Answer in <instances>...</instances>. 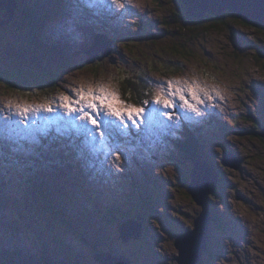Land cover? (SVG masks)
Wrapping results in <instances>:
<instances>
[{"label": "rangeland", "instance_id": "obj_1", "mask_svg": "<svg viewBox=\"0 0 264 264\" xmlns=\"http://www.w3.org/2000/svg\"><path fill=\"white\" fill-rule=\"evenodd\" d=\"M25 1L28 0H24V2ZM53 1H57V5L51 6ZM82 1L83 0H75L76 4L84 10V14L82 15L85 16L90 10L82 5ZM5 2L8 3L9 1L5 0ZM31 2H33L32 7L35 9L33 15L29 13L28 16L24 7L23 10L25 11L26 16H20L18 11L13 19L12 17L4 18V11L0 10V61L6 66L4 69L10 67L14 74L23 71L21 68L24 64L27 66H29L28 64H31L33 67L41 65V67H45L47 70L58 68L59 64H62L66 66V69L59 72L61 76L58 78L59 83H61L59 85L60 89L72 92L71 90L83 86L85 82H96L99 81L100 78H105L109 80V85L117 88L120 93L123 88L121 87L122 82L118 75V71L120 70V66H126L125 64L120 65V61H122L121 53H124V59L127 61L136 58H138V60L141 59L144 61L143 66L147 70L153 67V59H159L162 61L168 59L172 60L173 58V54L170 56L165 53H162L161 57H156V44L154 43L157 41V35H159L161 28H163L161 25H167L169 27L175 25V13L173 10L176 7V3L174 0H132V3L138 7H129L126 5L124 9H113L111 11L91 5L92 8H95V16H99L101 13L105 16L106 20L100 18V26L101 28H109V32H105V35L113 38L110 42L108 40L109 38L106 37H93V34L85 26L82 19H80L76 13V15H72L71 12H74V10L72 4L68 0H31ZM145 2L152 7L149 6L146 8ZM3 5H5V3ZM28 7L31 8V5ZM45 8L52 9V12L47 16V20L45 19L48 10ZM54 9H57L59 13H56ZM119 11H122V18L118 15ZM158 15L161 23L156 21ZM32 16L34 19L32 22L34 23L40 24L43 21L45 22L42 25H36L35 28H30L28 27V23ZM88 18L93 19L91 16H88ZM166 18L167 21H165ZM71 23L73 25H71ZM76 25L80 26L77 32L74 30ZM143 25L145 26L144 30L140 31L139 36L144 40L140 43L130 40V34L132 31L143 28ZM236 27L239 28L241 32H245L248 28L239 24H237ZM149 28H153L154 31ZM111 29L115 32H112ZM172 35L175 37V33ZM70 36L76 37L79 43V50L70 44L72 46L70 53L74 56H78V54L81 53L78 56L81 62H83L85 58L84 54L87 56L85 52L84 54L82 53L83 51H87L88 53L93 52L96 57L99 56L100 59L98 60L96 58L93 63H97L100 66L99 68L102 70V73H100L101 75L96 73L95 69H98L96 64L90 65L91 62L89 61L88 66L79 63L78 67H68L69 64H71V61L65 63L66 58L64 56H66V54L62 51V48H64L62 43L68 42ZM202 37L204 40L202 41V45L198 47L201 54L197 55L193 52V56H188L190 67L192 69L200 70L208 69L207 71H209L210 76L215 77L214 74H217L218 78L225 76L228 80H231L232 82L234 81L236 86H239L240 81L237 77V67L230 54V51H234L233 43L231 41H226V39L218 35V33H212ZM122 39L128 42L124 46ZM86 42L91 43L95 48L92 49V47L89 46L88 48H91V50L88 48H86V50ZM158 42L166 44L163 39H160ZM111 44L113 47H116V49L113 48L109 54L107 53L108 51H105L106 55L103 54L104 50L108 49L109 46L112 47ZM225 44L229 45V49L224 47ZM9 45L12 47H9ZM127 47L130 49L136 48L141 52L136 54L129 53L126 55L129 51ZM6 49H8V51ZM3 51L6 53H3ZM27 61H29V63ZM72 62H75V59L72 60ZM128 63L131 66L132 63L129 61ZM100 70L97 71L100 72ZM261 72L262 70L260 67L256 65L249 67L248 73L250 77L247 78L248 82L253 79V76L258 75ZM69 73H72V79L66 77ZM62 81H67L69 83ZM199 83L203 85L204 81L201 80ZM216 84H219V82H216ZM99 85H103L102 82H100ZM227 85L228 86L222 87L220 92L228 98V103L232 105L233 102V104L240 106L242 103L240 98L236 100L234 95L233 99L229 97L228 94L231 88L228 83ZM7 92L10 91H5V87L0 88V96L3 94L5 95L0 97V123L3 122L4 117H8L9 102L19 104V100L17 102V99L19 98V95L25 93L26 90L23 87H15L10 94ZM212 93H215V91ZM243 96L245 97V100L249 101L248 93H243ZM23 99L26 100L25 97ZM214 102L218 104L219 99ZM12 104L13 103H11V106ZM250 104L253 105L252 103ZM241 111L247 112L248 109L242 107ZM216 118L218 127H214V130H223L219 118ZM221 121L225 120L222 119ZM257 122L260 123L259 120H257ZM249 126H251V123H249ZM155 131H158V127ZM158 134L161 135L163 139L168 137V135L163 134L161 130ZM148 140L151 143L154 139L149 137ZM231 141L235 143L238 148L241 146L240 151L245 159L243 162L239 161L235 164L229 161L230 165L228 166L230 168L225 166L228 178L231 180L232 184V186L225 188V191H223L228 204L223 198H216L215 204L224 216L222 219L224 221H229L225 228L230 229L232 227L234 233L232 231L229 233L232 239L228 246L224 249L220 248L219 243L224 241V239H221L220 241L218 239L221 237L220 231L224 227L220 219L214 221L215 227L209 230V235L207 236V250L209 251L210 249V252L218 258L216 264H264V170L262 172V169H264V159L262 158L259 160V157L262 155L264 156V141H261L259 138L249 139L248 137L245 141H240L233 137ZM163 146L165 147L166 144ZM247 146L251 149L249 148V150H246ZM197 147V143L194 142L189 153L191 154L193 152L192 150ZM0 152L2 151L0 150ZM2 153L7 157L4 152ZM224 155L225 153L223 152L222 158ZM4 156H0V158L5 159ZM72 156H74V154H72ZM33 157L35 161L37 159L36 155ZM230 157L233 161L236 159L234 155L233 157ZM139 158L143 160L144 166L147 170L141 169L143 166L139 160L138 166L141 168L138 173L139 175L136 174L135 176L139 183L143 182L146 184V186L140 188V193L144 195L152 193L155 195L157 194L155 203L151 200H147L149 207L146 209V213L150 214L151 211L154 210L155 218H157L156 220L164 223L163 231L160 230V234L162 236H164V232L167 234L164 241H155L154 249L148 251L149 249L145 248L143 252L136 251V254H130L131 261H121L122 258L127 257L120 256L117 247L124 244L131 250L134 247V242L131 240L124 242L119 238V234L114 228L120 225L116 224L117 221L108 215L110 201L106 198V194L100 193L97 190H93L89 193L87 192L86 197L82 196L79 205L76 204L77 199L70 201L66 194L62 195V203L68 213L72 214V222L75 223V221H78L80 223L77 224L79 231L88 238V241L92 242V244L89 242L86 243V246H91L89 252L80 248L77 239L69 236L63 228L58 230L53 224L47 226L45 223H40L34 219L28 218L29 212L38 214L40 210L37 208L38 205L34 204V202H39L38 199L36 197L31 198V195L27 190V194L29 195L28 198L23 193L19 192V195H21L23 199L17 201V210L15 211L18 212L22 205L26 211L25 213L28 214L25 216V219H17V222H14L9 230L4 226L0 227V245H6L12 248H20L23 244L27 245L26 241L28 237L25 231L28 232L30 230L33 236L37 238L33 244L36 258L41 255L40 247L42 245L45 243L50 245L44 247L46 250L44 255L48 262L61 260L60 262L67 261L77 264H104L103 255L102 257L98 256V258L95 259L97 250L99 249L100 252L103 248L107 249L108 247H113L115 250L113 257L115 258L113 259L112 256H108V258L106 257L105 261H109L108 264H151L156 251L164 244L165 257L169 258L167 264H182L181 249L179 247L180 243L177 241V237L181 234L180 229H184L186 226L189 228V231L195 230V226L190 225L192 221L191 218H198L204 210L201 205H197L193 201L192 196L187 191L182 181L175 180L176 178L172 179L171 175L176 177L177 172L174 171V169H171L169 163L167 164V167L171 170L170 178L168 174L160 172L162 166L156 158H153L151 161L144 159L142 156ZM69 159L70 156L62 155L58 158V161L61 164H65ZM148 162H151V167L148 166ZM175 164L178 169V175L186 177L184 176L185 172H182L183 169L188 167L186 160L184 158H179ZM198 167H200V165H198ZM192 169L193 168H191V170ZM149 170H151L153 177L158 178V185L151 180V177L148 174ZM208 175L210 176L208 179H215L214 174L208 173ZM223 183H225V180H223ZM61 186L64 190L69 191L67 187L70 185L67 182L62 183ZM214 187L215 186L206 188L208 190L203 193V196L207 198V201L208 192L214 189ZM117 188L119 187L117 186ZM220 189L223 190L224 187L220 186ZM42 190H46L44 184L42 185ZM171 193L174 198L170 197ZM216 195L222 197L221 192ZM220 205L223 206L220 208ZM133 209L136 213L134 215H128V221L131 220V222L134 223L135 219L140 216L141 209L139 206H134ZM208 213V210L205 211V214ZM59 214L60 213H58V215ZM163 214L167 216L171 215V217H169L170 221L166 223L165 220L167 218H165V215ZM123 216L125 219H122L124 221L121 225L124 224L126 218L128 219V216ZM2 223L3 222H0V225H2ZM200 225V227H202L205 224L200 221ZM155 226L160 227V224L157 223ZM94 230L98 232L99 236L95 234ZM205 232L206 229L199 233H194L195 236L193 235L199 248H201V243L197 239L204 238ZM214 232L216 235H214ZM56 234L63 239L62 248L52 247L51 240ZM190 237H192L191 234L189 237H186L182 233L179 236V239L183 241H191ZM250 237L252 241L251 244L248 242V238ZM135 239V245L142 242L139 236ZM195 242L191 241L192 246L194 247H196ZM257 247H260L261 250L257 251ZM29 252L32 253L33 251ZM225 252L227 253L225 254ZM160 253L163 254V251H160ZM206 257L210 256L207 255ZM156 258L159 259V256H156ZM200 259L201 256H197L195 258V263L200 264ZM18 260L20 264H39L37 259L28 261L26 260V257H18Z\"/></svg>", "mask_w": 264, "mask_h": 264}, {"label": "snow or ice", "instance_id": "obj_2", "mask_svg": "<svg viewBox=\"0 0 264 264\" xmlns=\"http://www.w3.org/2000/svg\"><path fill=\"white\" fill-rule=\"evenodd\" d=\"M83 3L108 11L124 9L126 5L138 7L132 0H83ZM157 83L153 98L150 101L143 100L140 105L129 104L121 98L118 89L111 85L90 86L87 89L80 86L71 90V95L59 96L55 106L49 104L29 108L17 104L13 109L9 102L8 110L13 115L4 117L0 123V148L7 144L24 151L25 145H38L41 140L55 133V139L75 136L93 145L98 142L106 156L115 149L116 159L119 160L120 151L124 152L125 158L128 157V150L122 147L121 140L131 143L130 137L133 136L140 140L142 130L153 127H159L163 134L174 135L180 128L181 117L186 121L203 118L208 108L214 107L207 104L205 96L208 100L215 97L223 99L218 90H214L213 96L199 81L176 79ZM33 112L58 115L52 120L46 118L40 127L29 128ZM115 167L119 170L120 166L117 163Z\"/></svg>", "mask_w": 264, "mask_h": 264}, {"label": "trees", "instance_id": "obj_3", "mask_svg": "<svg viewBox=\"0 0 264 264\" xmlns=\"http://www.w3.org/2000/svg\"><path fill=\"white\" fill-rule=\"evenodd\" d=\"M176 3V7L173 10L175 13V25L173 26H167L163 25L166 30H162V33L157 35V41L154 43L156 44V57H161L162 53H165L167 55H172L173 58L168 60H159V59H153V67L147 70L143 65L144 61L141 59L138 60V58L133 60H128L131 62V66L129 65L128 61L124 59L121 56L120 65L125 64V67L120 66V70L118 71V75L120 77V80L122 82V88H123V97L127 100H129L133 104H140L144 99L148 97L146 95L144 98L138 100V96L144 95L143 93L146 91V89L149 87L148 82L152 81V74L154 76L159 75H165V76H171L176 75L179 73H182L186 69L189 68V60L186 59L182 54H191L192 52L196 53L197 55H200V49L198 48L200 45H202V41L204 40L202 36H207L212 33H218V35L224 37L226 41H231L234 45V51H230L231 58L236 64L237 67V77L240 81V86L238 87V91L241 93H247L250 92H258L260 96L263 98L264 102V85L263 82L259 83L258 81L251 80L248 82L247 78L250 77L248 73V68L251 66H258L260 69L264 72V26L261 24H258L254 21L248 20L244 17L239 16L238 13L227 10L224 11L221 16H216L211 13H206L202 16H195L193 15L189 9L186 7L183 0H174ZM20 16H26L25 11L18 10ZM156 20V19H155ZM157 21V20H156ZM167 21V18L165 19ZM236 23L239 25H242L244 27H248L245 32H241L239 28L236 26H232L231 23ZM139 23V22H138ZM144 25L142 30H144ZM150 30L154 31L153 28H149ZM137 29V34H135L130 40L135 41L136 43H140L144 39H141L139 36L140 31ZM175 33V37L172 35ZM224 33V36H223ZM164 34V35H163ZM135 37V38H134ZM160 39H163L166 44L159 43L158 41ZM126 41H124L123 45H126ZM9 47H12L9 45ZM226 49H229V45L225 44L224 46ZM128 48V47H127ZM8 51V49H6ZM106 49L105 51H108ZM129 53H139L138 49H130L128 48ZM143 52V51H142ZM3 53H6L3 51ZM93 59V56H91V59ZM2 60V59H1ZM29 63V61H27ZM23 65L21 72L18 74H14L12 72L11 68L4 69L6 67L2 64V61H0V88L5 87V91L10 94L13 92L15 87H23L26 93L29 94H35L39 95L42 91L46 90H55L59 87V80L55 75L51 76V73L49 70L45 71L41 70L38 66L33 67L31 64ZM96 67L97 64H96ZM208 70V69H207ZM203 70L204 76L216 81L217 74H214L215 77L210 76L209 71ZM106 77V76H105ZM121 77H124L121 79ZM222 78L226 79L225 76ZM150 88V95L154 93V88ZM22 94V93H21ZM135 95V96H134ZM261 110L256 112L260 113ZM254 127L249 131V134L252 136L253 139L259 138L261 141H264V138L262 136V132L264 131L263 123L257 122V118L254 119ZM202 146H198L196 149L192 150L193 152L191 154H186L185 156L188 157V159H192L194 162L200 161L202 159H208L210 163H213L212 158L208 157V153L206 152L205 143L202 141ZM184 148V147H183ZM184 150L186 151L187 148L185 147ZM264 159V156L262 155L259 157L260 159ZM216 166V165H215ZM220 168L219 166H217ZM245 170V169H244ZM264 169H262L263 172ZM188 175V182L183 181L182 183L185 185L187 191L192 196L193 201L197 205H201L198 203L197 199L195 198L198 196L199 198H204L203 193H205L208 189L204 188V190L198 185H195V182L193 181L191 169L189 167L185 168L184 176ZM180 176V175H179ZM185 178V177H183ZM37 183L39 185H43V180L38 178ZM227 187V186H225ZM208 200L214 201L216 198V195L214 192L209 191ZM203 210L204 207L201 205ZM213 210V212H212ZM212 210L209 211L210 218H213L216 220H221L222 223H226L221 215L217 212L216 209L212 208ZM205 212V211H204ZM204 212L201 214L202 219L201 221L205 224L206 221V214ZM126 214L125 216H127ZM140 216L142 220L144 221L145 226L147 227L149 223L147 222V214H146V208H142L140 210ZM68 216L64 213H62V219L66 220ZM191 224L192 226H195L199 221L198 218H191ZM61 220V219H60ZM63 221V220H61ZM67 221V220H66ZM64 222V221H63ZM68 222V221H67ZM66 223V222H64ZM71 224V223H70ZM73 227V225H70ZM203 228V229H201ZM200 228V232L205 229L204 226ZM148 231V229H145V234ZM149 234H151V231L149 229ZM185 234V233H183ZM121 239V238H120ZM219 240V239H218ZM195 242V241H194ZM196 247L195 250L198 252L197 248L199 249L197 243L195 242ZM201 248L203 247L202 243L200 244ZM122 249V252L124 253H118L120 256L129 257L130 254L134 255L136 254V251L139 249H129L124 244L119 246ZM145 248H148L145 246ZM105 249V248H103ZM111 253L114 255L115 250L113 247L110 249ZM199 253V252H198ZM105 253L99 254L100 257L102 255L104 256V260H106ZM213 261V257H206L203 259L201 264H211ZM105 263V262H104ZM161 264V263H158Z\"/></svg>", "mask_w": 264, "mask_h": 264}, {"label": "water", "instance_id": "obj_4", "mask_svg": "<svg viewBox=\"0 0 264 264\" xmlns=\"http://www.w3.org/2000/svg\"><path fill=\"white\" fill-rule=\"evenodd\" d=\"M186 7L189 11L195 16H202L206 13H211L216 16H221L224 11L230 10L239 14V16L244 17L248 20L254 21L258 24L264 26V0H183ZM94 58V57H93ZM249 128H245V132L249 133ZM262 136L264 138V131L262 132ZM208 173H212L215 175V179L212 180L208 175ZM193 181L195 185H198L204 190V188L213 187L219 180V174L215 171L210 170L205 166L198 167V164L195 165L192 172ZM211 191V190H210ZM212 192L214 190L212 189ZM209 193V192H208ZM199 204L203 205L204 211H207L208 201L207 198H199L195 197ZM205 214V212H204ZM202 219V215L198 217L197 228L193 230V232L197 233L200 230V221ZM209 215L206 214V221L204 227L208 226ZM203 229V228H201ZM140 230H136L131 225L125 224L121 230L120 238H125L128 240H134L138 236V232ZM192 231V230H190ZM204 248H197L198 252L194 250L195 258L201 254V251ZM118 252H122L120 247H117ZM109 261L105 262L108 264Z\"/></svg>", "mask_w": 264, "mask_h": 264}, {"label": "bare ground", "instance_id": "obj_5", "mask_svg": "<svg viewBox=\"0 0 264 264\" xmlns=\"http://www.w3.org/2000/svg\"><path fill=\"white\" fill-rule=\"evenodd\" d=\"M216 120H217V118H216ZM231 156L233 157V155H231ZM225 161H226V164L227 165H230V162L228 160H225ZM210 210H212V209H210ZM210 210L208 209V211H210ZM212 212H213V210H212ZM195 228H197V225H195ZM199 232L200 231H197V233H199ZM194 233L195 232H192V231L189 232V231H187V232H185V236L186 237H189L190 234H191L192 237H190V239H191L192 242H194L195 241V237H193ZM208 235H209V231L208 232H205L204 238L197 239V240L200 243L207 245L206 241L208 242V239H207V236ZM214 235H216L215 232H214ZM121 239L124 242L125 241H128V239H125V238H121ZM178 241L180 243L179 247L181 249L182 264H196L195 263V254L193 252L195 250V248H194V246H192L191 241L190 240L189 241H183L181 239H178ZM98 253H100V252H98ZM98 256H100V255L99 254H96L95 255V259H97Z\"/></svg>", "mask_w": 264, "mask_h": 264}, {"label": "flooded vegetation", "instance_id": "obj_6", "mask_svg": "<svg viewBox=\"0 0 264 264\" xmlns=\"http://www.w3.org/2000/svg\"><path fill=\"white\" fill-rule=\"evenodd\" d=\"M168 162H169V164L171 165V167H172L174 170H177L175 164L173 163V159H172L171 157L168 158ZM182 172L184 173V172H185V169H183ZM179 177H180L179 181H182V179H183V181H186V179H187L186 182H188V178H187L188 175H187L185 178H183L181 175H180Z\"/></svg>", "mask_w": 264, "mask_h": 264}, {"label": "clouds", "instance_id": "obj_7", "mask_svg": "<svg viewBox=\"0 0 264 264\" xmlns=\"http://www.w3.org/2000/svg\"><path fill=\"white\" fill-rule=\"evenodd\" d=\"M12 19H13V17H12ZM145 240H149V239L145 238ZM162 247H163V245H162ZM159 248H161V247H159ZM115 260H117V259H115ZM121 261H122V260H121Z\"/></svg>", "mask_w": 264, "mask_h": 264}]
</instances>
